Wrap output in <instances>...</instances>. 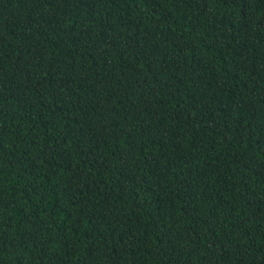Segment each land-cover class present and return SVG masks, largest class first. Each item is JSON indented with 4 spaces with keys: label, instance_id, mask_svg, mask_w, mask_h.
<instances>
[{
    "label": "trees",
    "instance_id": "trees-1",
    "mask_svg": "<svg viewBox=\"0 0 264 264\" xmlns=\"http://www.w3.org/2000/svg\"><path fill=\"white\" fill-rule=\"evenodd\" d=\"M0 264H264V0H0Z\"/></svg>",
    "mask_w": 264,
    "mask_h": 264
}]
</instances>
